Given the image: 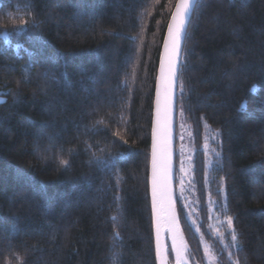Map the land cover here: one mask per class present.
<instances>
[{
  "label": "trees",
  "instance_id": "1",
  "mask_svg": "<svg viewBox=\"0 0 264 264\" xmlns=\"http://www.w3.org/2000/svg\"><path fill=\"white\" fill-rule=\"evenodd\" d=\"M175 2L0 0V264H110L114 251L123 264H155L152 103ZM174 103L173 182L188 263H205L204 240L218 264H264V0H202L183 39ZM184 127L200 236L179 194ZM213 137L221 155L207 170L202 146ZM107 153L124 154L111 171L89 163ZM210 202L233 218L242 250L228 255L210 232Z\"/></svg>",
  "mask_w": 264,
  "mask_h": 264
},
{
  "label": "water",
  "instance_id": "2",
  "mask_svg": "<svg viewBox=\"0 0 264 264\" xmlns=\"http://www.w3.org/2000/svg\"><path fill=\"white\" fill-rule=\"evenodd\" d=\"M174 7L172 11H174ZM170 20L171 15L163 36L154 85L148 164V198L151 214V228L153 236L155 264H177L176 252L173 250V238H175V247L179 250L181 255V264H189L184 254L180 224L176 211L175 189L173 182V134L176 114L174 95L183 40L178 56L171 57L170 48L169 51L166 52L164 46L165 38L168 35V24ZM162 58L164 66L163 72L161 70ZM170 59H174L176 63V74L171 78L169 77ZM154 128L156 150V180L158 188L155 216L153 215L152 205ZM157 232H159V237H157ZM157 241L159 242V257L157 256ZM167 245L170 247V252L173 259L172 262L170 261L168 256Z\"/></svg>",
  "mask_w": 264,
  "mask_h": 264
},
{
  "label": "snow or ice",
  "instance_id": "3",
  "mask_svg": "<svg viewBox=\"0 0 264 264\" xmlns=\"http://www.w3.org/2000/svg\"><path fill=\"white\" fill-rule=\"evenodd\" d=\"M202 4V0H176L174 11L171 13V20L168 24V35L165 38V50L166 52L169 51L170 48V54L171 57H176L179 54L180 47L182 40L186 38L187 36V25L190 22V17L193 11H198L199 7ZM33 26H35V23L33 22ZM18 31L24 32L28 28V21L22 20L19 24ZM5 40H7V35L5 34ZM17 48L20 47L19 44L16 45ZM163 58H162V66L161 70L163 72ZM175 68L176 63L174 59H170L169 62V77L175 76ZM170 83V80H169ZM257 90L256 86L254 85L250 91L252 93H255ZM0 95H7V93H0ZM158 96H159V86H158ZM6 103L4 100H0V104ZM159 105V100H158ZM247 102H243L240 104V110L245 111L246 110ZM103 120L97 121V124H103ZM102 129L92 128V129H86V132H92L95 134L97 131ZM113 135H118V133H113ZM126 143V141H125ZM89 150L91 148V145L88 146ZM71 151V150H70ZM103 151V150H101ZM221 153L217 152L216 156L219 157ZM124 157L123 153H107L105 156H96L93 154V158L89 161L90 164H94L98 169L102 171H111L115 164L122 160ZM59 164L61 167H68L69 161L65 159H60ZM85 183H87V180H85ZM157 180H156V150H155V128H154V146H153V190H152V205H153V215H156V207H157ZM113 221L117 220L116 216L111 217ZM227 223L228 227L230 229L231 234V242L232 247L235 248L237 251L242 250L240 244H239V238L238 235L235 232V229L233 227V218L227 217ZM115 227V225H114ZM157 237H159V232H157ZM114 241L119 239V232H114L113 236ZM113 248H115V244L112 245ZM173 250L176 252V260L177 264H181V255L178 249L175 247V238H173ZM159 242L157 241V256L159 257ZM122 252H116L114 251L111 257L110 264H123L122 259ZM231 264H239V261H232Z\"/></svg>",
  "mask_w": 264,
  "mask_h": 264
},
{
  "label": "rangeland",
  "instance_id": "4",
  "mask_svg": "<svg viewBox=\"0 0 264 264\" xmlns=\"http://www.w3.org/2000/svg\"><path fill=\"white\" fill-rule=\"evenodd\" d=\"M1 100V98H0ZM203 142V157L205 159L206 169L213 164L214 157H216L217 148L214 144L216 138H208ZM192 157L193 148L191 143V136L189 129L184 127L180 135L179 144V170H178V181H179V194L182 201V209L184 210V216L191 223L192 230L200 236L199 224L201 222L200 215L198 212V204L194 201V192L192 185ZM209 170V169H207ZM224 206L219 208L216 204L209 203L208 215L212 219V223L208 226L210 232L217 235L218 240L221 242L223 247L228 248L226 252L228 255L234 253L232 247L230 229L228 227L227 219L225 217ZM201 252L205 256L204 264H218L214 258L213 249L210 245H207L204 240H201ZM235 261V260H234Z\"/></svg>",
  "mask_w": 264,
  "mask_h": 264
}]
</instances>
